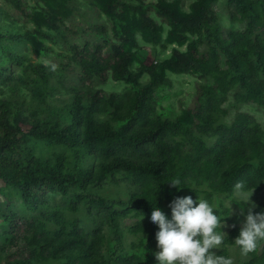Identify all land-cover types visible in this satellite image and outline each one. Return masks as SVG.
Here are the masks:
<instances>
[{"label": "trees", "instance_id": "16d2710c", "mask_svg": "<svg viewBox=\"0 0 264 264\" xmlns=\"http://www.w3.org/2000/svg\"><path fill=\"white\" fill-rule=\"evenodd\" d=\"M11 1L15 7H20L18 0ZM228 1L235 8L232 18L245 19L247 25L243 31L228 32L226 38L221 36L217 16L209 6L203 5L197 14H181L163 3H156L157 15L165 19L169 27V40L185 44L183 52L171 51L166 68L176 74L197 72L204 81L199 85L193 128L180 119L162 118L156 113L153 91L164 78L154 67L141 66L133 71V53L122 44L114 43L107 53L99 45L90 48L85 44L76 47L75 53L82 79L95 76L101 81L108 77L115 81L127 80L133 92L125 99L101 90L75 88L68 111L70 121L65 125L40 120L32 111L23 114L21 109L11 107V100L0 99V178L17 185L27 206L45 202L49 192L66 194L70 187L78 188L79 192L74 193L76 199H87L92 208L105 213L115 246L106 258V238L100 228L86 233L73 225L66 230L65 220L55 213L58 229L52 236H38L32 224L15 213L6 216L12 234L25 237L26 233H31L30 243L39 256L52 258L59 264H148L141 256L118 253L123 249L119 217L140 216L128 230L152 240L159 227L150 221L152 208L160 207L171 218L170 202L180 191L195 197L196 187L206 185L209 189L206 199L210 201L211 193L231 196L236 189L260 188L264 180V130L248 113L237 112L230 123L221 119L227 113L223 103L235 89L234 101H252L264 106V0ZM122 5L138 15L141 32L152 40L159 37V25L149 16L145 4ZM189 35L204 38L208 51L200 54L197 40H189ZM118 38L122 43L131 41L128 33ZM1 39L31 40L32 34L30 31L0 34ZM221 55L225 67L220 65ZM8 56L25 65L18 54ZM26 66L36 72L40 81H46L44 65L27 63ZM144 73L149 79L142 82L140 78ZM9 80L11 76L6 70H0V82ZM32 91L35 96L41 95L38 88ZM105 112H109L116 126L95 119L96 114ZM22 124L28 128L23 130ZM28 135L71 147L78 158L92 156L97 163L67 168L61 156L53 162L43 161L31 150L21 149L20 144ZM204 138L213 142L208 145ZM107 178L126 179L136 189L125 201H107L86 192L87 187L100 186ZM176 178H180L184 186L177 188L171 184L170 180ZM238 183L242 187L238 188ZM263 208V203H258L251 212H260ZM216 211L221 222L232 223L216 252L229 256L228 246L235 242L242 223L235 224L228 218V209L222 205ZM244 255L248 258L241 264H264V243ZM1 264L34 263L29 256L6 254Z\"/></svg>", "mask_w": 264, "mask_h": 264}, {"label": "rangeland", "instance_id": "374dc122", "mask_svg": "<svg viewBox=\"0 0 264 264\" xmlns=\"http://www.w3.org/2000/svg\"><path fill=\"white\" fill-rule=\"evenodd\" d=\"M18 1L19 8L15 7L11 0H0V34L30 31L32 39L0 40V70H6L11 76L8 82H0V99L11 100V107L21 109L23 114L32 111L40 120H46L49 123L57 122L60 125L70 121L68 111L75 88L101 90L105 94H115L120 99H125L133 92L127 80L115 81L108 77L106 81H101L95 76L82 79L75 53L76 47L80 48L87 44L92 48L94 45H99L102 51L107 53L111 52V46L115 43L124 45L133 53L131 68L133 71L141 66L154 67L163 76L164 79L154 87L153 91L156 113L162 118L180 119L193 128L196 121L194 113L198 104L199 85L204 81L198 77L197 72L176 74L166 68V59L171 56V51L177 49L183 52L185 44L169 40L167 35L169 27L165 19L157 15L156 3H163L181 14H197L203 5L209 6L217 16L223 38H226L230 31H243L247 25L245 19L232 18L235 8L228 0ZM139 2L147 6V13L159 25V37L155 40L139 30L138 15L131 12L129 7L122 5ZM122 33L130 34V43H122L119 40L118 36ZM188 39L197 40V49L200 54L208 51V44L204 38L189 35ZM9 53L18 54L25 65L10 59ZM219 61L221 67H225L222 55ZM27 63L44 65L46 81H40L36 72L26 66ZM148 79L149 76L146 73L140 78L142 82ZM32 88L40 89L41 95H33ZM235 90L229 93L223 103L227 113L222 117L221 122L230 123L237 112H244L254 117L264 130V106L252 101L244 103L234 101ZM95 119L117 125L110 119L109 112L96 114ZM21 128L26 130L28 126L22 124ZM204 140L208 145L213 142V139L204 138ZM20 147L23 150L24 148L31 150L43 161L53 162L57 156H61L67 168L87 167L97 163L96 158L92 156L78 158L71 147L50 143L31 135L27 136ZM135 189V185L126 179L115 181L107 178L100 186L87 187L86 192L100 195L107 201H125ZM75 192H79V189L70 187L66 194L58 191L49 192L45 202L38 203L36 206H27L22 201L17 185L6 183L0 178V264L6 254L29 256L34 264H59L52 258L39 256L35 246L30 243L31 233H26L25 237H16L10 232L6 216L11 213L30 222L38 236H52L58 229L56 219L53 217L54 213L65 220L66 230H70L73 225H77L86 233L100 228L106 238L104 254L106 258H109L114 250L115 240L112 228L105 221V213L92 208L87 199H76ZM208 193L209 189L206 185L198 186L193 199L198 203L197 197L206 198ZM249 194L248 200L232 199L233 197L247 199ZM183 195L189 194L186 191H180L179 196ZM209 202L215 206V209H218L219 205L226 207L228 218L240 225L246 214L258 203L264 205V180L258 190L236 189L231 196L211 193ZM163 204L167 209L166 201ZM139 218L140 216L133 214L118 218L123 233V249L118 253L128 257L138 255L148 264H157L155 252L159 249L156 235L152 240H148L143 234H133L128 230L129 226ZM221 224V230L225 231L224 235H226L232 223L223 221ZM219 248H214L212 251L217 252ZM228 250L233 264H241L248 258L235 242L228 246Z\"/></svg>", "mask_w": 264, "mask_h": 264}, {"label": "clouds", "instance_id": "9594fccd", "mask_svg": "<svg viewBox=\"0 0 264 264\" xmlns=\"http://www.w3.org/2000/svg\"><path fill=\"white\" fill-rule=\"evenodd\" d=\"M170 182L177 188L184 186L180 178ZM237 187L242 185L238 183ZM250 194L247 199H232L248 200ZM197 199L198 203L191 195L176 196L170 202L171 218L160 207L152 208L150 221L159 226L156 232L157 264H233L231 256L212 251L225 239L226 232L217 230L222 229V218L208 199ZM234 241L243 254L254 252L264 243V211H249Z\"/></svg>", "mask_w": 264, "mask_h": 264}]
</instances>
